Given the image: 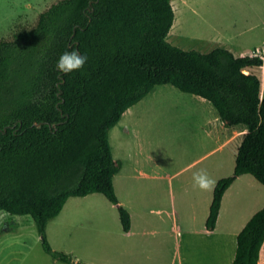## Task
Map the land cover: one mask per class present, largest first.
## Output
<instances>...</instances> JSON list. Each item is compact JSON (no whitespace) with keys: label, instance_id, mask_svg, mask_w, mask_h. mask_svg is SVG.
<instances>
[{"label":"trees","instance_id":"obj_1","mask_svg":"<svg viewBox=\"0 0 264 264\" xmlns=\"http://www.w3.org/2000/svg\"><path fill=\"white\" fill-rule=\"evenodd\" d=\"M175 18L172 0H59L35 25L20 26L13 40L0 39V212L31 216L53 259L84 264L48 239L49 222L70 198L103 194L118 206L123 230L131 229L114 187L123 165L109 135L157 86L200 96L226 127L246 130L233 174L214 188L208 231L240 176L264 185L262 80L250 72L264 59L173 46ZM73 49L87 61L64 75L56 61ZM263 247L264 207L238 234L233 264H261Z\"/></svg>","mask_w":264,"mask_h":264},{"label":"rangeland","instance_id":"obj_2","mask_svg":"<svg viewBox=\"0 0 264 264\" xmlns=\"http://www.w3.org/2000/svg\"><path fill=\"white\" fill-rule=\"evenodd\" d=\"M58 1L0 0V39L13 40L20 26L35 25L39 15ZM172 3L176 18L168 42L173 46L201 53L232 47L246 53L261 51L264 56V0ZM254 73L262 80L264 97V68ZM196 98L172 85L157 86L131 108V117L110 131L113 156L123 165L117 179L125 203L121 205L134 214L137 232L142 229L139 210L150 212L144 215L147 232L133 237L145 252L139 254L140 264H152L147 256L156 254L159 264H233L238 234L264 207V185L245 175L226 199L216 235L204 233L213 190L195 188L193 174L204 170L214 180V172L232 175L236 143L222 151L221 143L203 139L207 112ZM158 209L162 214L153 212ZM123 231L118 206L94 193L70 198L61 216L49 223L48 239L54 250L71 255L77 263L120 264V251L127 243ZM0 264L68 263L45 252L31 216L0 212Z\"/></svg>","mask_w":264,"mask_h":264},{"label":"crops","instance_id":"obj_3","mask_svg":"<svg viewBox=\"0 0 264 264\" xmlns=\"http://www.w3.org/2000/svg\"><path fill=\"white\" fill-rule=\"evenodd\" d=\"M236 57H241V56H246V55H250V56H253V52L251 53H246V52H239L237 51L236 49L232 48V47H229V49ZM264 68V66L262 67ZM256 69L254 70H251L250 72L254 73ZM247 73H249L247 71ZM255 74V73H254ZM155 90V89H154ZM153 90V91H154ZM152 91V92H153ZM151 92V93H152ZM263 97V95H262ZM200 102L201 105H204L205 106V111L209 114H203L204 115V123H203V126H202V133L201 135L203 136V139L206 140V139H210V140H214L215 142H218V143H221V146L223 148L222 151H224V149L230 145H232L233 143H236V154H235V159H236V155H237V152H238V149L240 147V144L246 134V130L244 127H232V128H229V127H226V125L224 124V122L220 119L218 113L216 112V110L214 109V107H212V105L206 101L204 98L200 97V96H197V98ZM211 105V106H210ZM132 115V110L131 108L128 109L121 121L125 118V117H131ZM120 121V122H121ZM119 122V123H120ZM118 123V124H119ZM238 141V142H237ZM222 161V159H220V162ZM123 170V166H122V169L121 171ZM121 171L115 176L114 178V187H115V191L117 192L118 194V198H119V201H120V204H125L124 201L121 199L122 195L121 193L119 192V189H118V186H117V179L118 177L122 176L120 173ZM234 171V170H233ZM212 176L215 178V181L218 182L220 179L224 178V177H227V176H230V174H218V173H213ZM134 178V177H132ZM245 178V175H242L240 176L234 183L233 185L227 190V192L225 193L224 195V198H223V202H222V208H221V211H220V216H219V219H218V223H217V226L216 228L213 230V231H208L207 227L206 229L204 230V233L210 237L212 236H215L216 235V232H217V227L219 225V221L221 220L220 217H221V214L224 212V209H225V202H226V199L228 198V196L230 195V193L234 190V189H238L240 184L242 183V179ZM120 179V178H119ZM217 184V183H216ZM216 186V185H215ZM130 188H132L133 190V187H134V184L131 182ZM215 188V187H214ZM133 193V192H132ZM213 193H214V190H213ZM89 196V195H88ZM229 199V198H228ZM213 201V195H212V199ZM68 203V202H67ZM66 203V204H67ZM212 204V202H211ZM210 204H209V212H210ZM129 213L131 215V221H132V225H131V229L128 231V232H125L123 231L125 237H126V240H127V243L126 245H122V249L120 251V256L122 258V261L120 262V264H137V261L140 260V256L139 254H144V250L137 247V240H134L133 237L134 236H137L139 234H145L147 232V227L145 226V218H144V215L150 212H148V210H146L145 208H142L141 210H139V214L142 216V229L141 230H138V232L135 230V217H134V214L132 213L131 209H129ZM64 211V209L62 210V212ZM62 212L60 213V215H58L55 219H58ZM153 212H155L156 214H162V210L158 209V210H153ZM175 214V213H174ZM173 217V216H172ZM55 219H53L52 221H54ZM208 219V218H207ZM51 222V221H50ZM49 222V223H50ZM207 222V221H206ZM174 223L176 224V222L174 221ZM49 225V224H48ZM176 226H178L176 224ZM48 231V229H47ZM182 233V232H181ZM182 238L183 236L180 235L179 237V243H178V246L179 248H182ZM217 240L214 241V246L217 247ZM133 243V244H132ZM222 251V246H221V242L219 244V251L218 253L220 254ZM215 254L217 255V253L215 252ZM137 255L139 257H137ZM185 258L183 257V260ZM147 260L153 262L152 264L154 263H157L159 264V256L156 254V256L150 258L149 256H147ZM176 261H173L172 264H175ZM140 264V261L139 263Z\"/></svg>","mask_w":264,"mask_h":264},{"label":"clouds","instance_id":"obj_4","mask_svg":"<svg viewBox=\"0 0 264 264\" xmlns=\"http://www.w3.org/2000/svg\"><path fill=\"white\" fill-rule=\"evenodd\" d=\"M87 61V57L77 50L64 51L56 61V70L64 75L79 71L83 68ZM216 181L212 179L204 170H200L193 174V186L200 191H212L216 185Z\"/></svg>","mask_w":264,"mask_h":264},{"label":"built area","instance_id":"obj_5","mask_svg":"<svg viewBox=\"0 0 264 264\" xmlns=\"http://www.w3.org/2000/svg\"><path fill=\"white\" fill-rule=\"evenodd\" d=\"M253 56L261 57V58L264 59V56L262 55V52L261 51H254Z\"/></svg>","mask_w":264,"mask_h":264},{"label":"water","instance_id":"obj_6","mask_svg":"<svg viewBox=\"0 0 264 264\" xmlns=\"http://www.w3.org/2000/svg\"><path fill=\"white\" fill-rule=\"evenodd\" d=\"M37 125H39V124H37Z\"/></svg>","mask_w":264,"mask_h":264}]
</instances>
